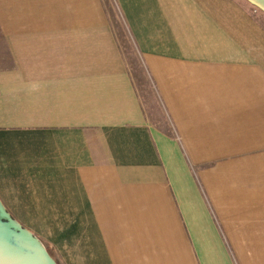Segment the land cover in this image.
Here are the masks:
<instances>
[{"label":"crops","instance_id":"crops-1","mask_svg":"<svg viewBox=\"0 0 264 264\" xmlns=\"http://www.w3.org/2000/svg\"><path fill=\"white\" fill-rule=\"evenodd\" d=\"M256 10L0 0V200L59 264H264Z\"/></svg>","mask_w":264,"mask_h":264},{"label":"water","instance_id":"water-1","mask_svg":"<svg viewBox=\"0 0 264 264\" xmlns=\"http://www.w3.org/2000/svg\"><path fill=\"white\" fill-rule=\"evenodd\" d=\"M264 11V0H247ZM0 264H59L34 233L13 217L0 200Z\"/></svg>","mask_w":264,"mask_h":264},{"label":"rangeland","instance_id":"rangeland-1","mask_svg":"<svg viewBox=\"0 0 264 264\" xmlns=\"http://www.w3.org/2000/svg\"><path fill=\"white\" fill-rule=\"evenodd\" d=\"M250 3V2H249ZM251 4V3H250ZM255 9H257L256 11H257V13H259L260 15H263L264 16V11L263 10H261V9H259V8H257L256 6H254L253 4H251ZM47 249H48V247H47Z\"/></svg>","mask_w":264,"mask_h":264},{"label":"trees","instance_id":"trees-1","mask_svg":"<svg viewBox=\"0 0 264 264\" xmlns=\"http://www.w3.org/2000/svg\"><path fill=\"white\" fill-rule=\"evenodd\" d=\"M48 250H49V252H51L50 249H48Z\"/></svg>","mask_w":264,"mask_h":264}]
</instances>
